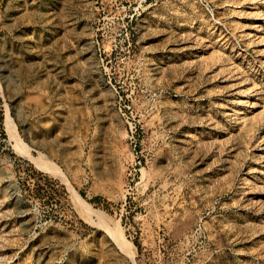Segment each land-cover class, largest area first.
I'll use <instances>...</instances> for the list:
<instances>
[{
  "label": "rangeland",
  "instance_id": "obj_1",
  "mask_svg": "<svg viewBox=\"0 0 264 264\" xmlns=\"http://www.w3.org/2000/svg\"><path fill=\"white\" fill-rule=\"evenodd\" d=\"M0 264H264V0H0Z\"/></svg>",
  "mask_w": 264,
  "mask_h": 264
},
{
  "label": "bare ground",
  "instance_id": "obj_2",
  "mask_svg": "<svg viewBox=\"0 0 264 264\" xmlns=\"http://www.w3.org/2000/svg\"><path fill=\"white\" fill-rule=\"evenodd\" d=\"M259 20V19H258ZM3 126H4V131H5V133H6V135H7V137H8V139H9V142H12L14 145H15V147H17V145H18V138H17V135H16V133H15V127L13 126V124H12V121L8 118H5V120H3ZM20 144V143H19ZM19 147V146H18ZM13 150H14V148H13ZM14 152H15V150H14ZM17 152V151H16ZM19 153V152H18ZM17 153V154H18ZM19 154H21V153H19ZM99 215V214H98Z\"/></svg>",
  "mask_w": 264,
  "mask_h": 264
}]
</instances>
